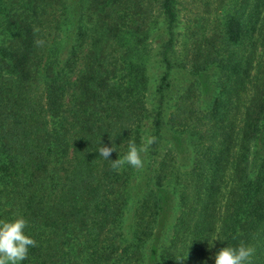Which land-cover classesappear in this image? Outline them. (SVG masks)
I'll use <instances>...</instances> for the list:
<instances>
[{"label":"trees","instance_id":"1","mask_svg":"<svg viewBox=\"0 0 264 264\" xmlns=\"http://www.w3.org/2000/svg\"><path fill=\"white\" fill-rule=\"evenodd\" d=\"M0 37V220L28 221L23 264L241 244L264 264V0H0ZM177 70L195 79L168 112ZM132 143L143 167H114Z\"/></svg>","mask_w":264,"mask_h":264},{"label":"clouds","instance_id":"2","mask_svg":"<svg viewBox=\"0 0 264 264\" xmlns=\"http://www.w3.org/2000/svg\"><path fill=\"white\" fill-rule=\"evenodd\" d=\"M151 144L152 140L146 142ZM145 148H137L135 143L129 145L127 153L113 166L121 167L128 164L137 169L143 167L140 153ZM113 152V147H101L99 153L105 159ZM28 221L19 216L12 220H0V264H23L28 258L29 249L36 246V240L27 234ZM213 241H216L215 239ZM211 242V246L212 243ZM210 246V247H211ZM255 249L243 244L233 247L226 246L215 255V264H252Z\"/></svg>","mask_w":264,"mask_h":264},{"label":"rangeland","instance_id":"3","mask_svg":"<svg viewBox=\"0 0 264 264\" xmlns=\"http://www.w3.org/2000/svg\"><path fill=\"white\" fill-rule=\"evenodd\" d=\"M180 24H181V26L179 28V33H181V36H180L181 43H180V46H178V48H180V47L182 48L183 52H181V54H183L185 57L187 55V50L190 49V45H187L188 40L185 39L186 33L183 30V27H185V25L187 24V21L185 23V20L182 19ZM188 25L191 26V24H189V23L186 26L190 27ZM4 43H6L5 40L1 39V37H0V46ZM177 72H179V71L177 70ZM201 73L202 74L200 76H197V80H199V81L200 80H208V79L215 77V75L217 74V70H215L213 68H207L206 70L202 71ZM194 79H195V76L190 75L187 72H179V73L174 75V80L172 81L171 88L169 89V93L166 96V101L168 102V105H167L168 112H170L172 110V105L175 103L176 96H178V93L183 89V87H185L190 81H192ZM146 126H147V124H146Z\"/></svg>","mask_w":264,"mask_h":264}]
</instances>
